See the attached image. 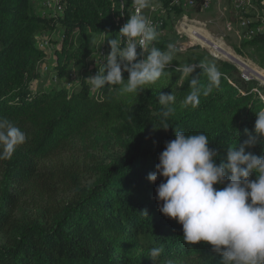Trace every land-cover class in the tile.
Masks as SVG:
<instances>
[{
    "label": "trees",
    "instance_id": "16d2710c",
    "mask_svg": "<svg viewBox=\"0 0 264 264\" xmlns=\"http://www.w3.org/2000/svg\"><path fill=\"white\" fill-rule=\"evenodd\" d=\"M160 1L168 12L182 14L173 0ZM59 3L62 14L48 18L38 14L34 0H0V116L27 137L11 159L0 160V264H220L211 245L184 242L182 225L159 211L156 187L163 178L153 183L147 177L156 170L165 141L175 138V128L206 134L219 162L224 146L247 139L245 128L255 135L256 112L264 110L260 94L243 78L235 79L227 64L220 69V87L201 95L195 109L182 105L190 78L179 86L175 69H166L138 94L105 86L96 96L84 82L72 92L32 90L47 57L36 46L40 33L62 29L67 56L56 68L63 77L71 66L83 68L90 55L86 37H75L77 32L114 36L119 30L110 0ZM173 21L167 18L165 25ZM167 43L164 37L158 47ZM249 44H264V32ZM200 82L206 86L207 76ZM160 92H173L174 112L168 130L153 131L152 124L161 121L150 118L144 101L159 102ZM116 130L127 136L124 152L106 162L96 163L73 147L87 133L107 137ZM247 151L264 153V142ZM153 247L163 248L157 262L148 255Z\"/></svg>",
    "mask_w": 264,
    "mask_h": 264
},
{
    "label": "clouds",
    "instance_id": "9594fccd",
    "mask_svg": "<svg viewBox=\"0 0 264 264\" xmlns=\"http://www.w3.org/2000/svg\"><path fill=\"white\" fill-rule=\"evenodd\" d=\"M132 4L136 13L119 30L124 42L108 40L111 51L103 69L86 79L93 91L119 86L121 94H138L165 75L180 51L173 43L166 49L156 46L159 33L141 14L150 0H132ZM197 68L202 73L194 74ZM176 71L180 81L190 78V91L182 105L193 109L199 106L201 95L208 96L213 88L220 87L223 75L215 63L204 62L185 63ZM202 74L207 76L206 86L200 82ZM158 99L161 124H152V129L168 130L166 120L174 112L176 97L173 92H160ZM256 114L255 135L245 128L247 139L234 147L224 146L226 156L219 162L220 153L210 147L206 134H185L175 128V138L165 141L156 170L147 177L153 183L163 178L156 187L159 211L182 225L184 242L211 245L212 253L221 257L220 264H264V153L247 151L264 142V110ZM26 140L19 127L0 116V160L11 159ZM162 252V247H153L148 255L157 262Z\"/></svg>",
    "mask_w": 264,
    "mask_h": 264
},
{
    "label": "rangeland",
    "instance_id": "374dc122",
    "mask_svg": "<svg viewBox=\"0 0 264 264\" xmlns=\"http://www.w3.org/2000/svg\"><path fill=\"white\" fill-rule=\"evenodd\" d=\"M34 1L37 5L38 14L48 18L54 17L55 9L53 4L58 2V0ZM47 1H51L52 4L46 5ZM158 5H160V3ZM249 8H251L250 13L243 14L234 10V5L231 0H212V5L208 10H191L188 12V19L190 20H188V23L191 26H194L192 28L193 30L190 28H183L181 26L180 28L179 23H181L180 21L182 20L180 18L173 21L172 25H170L168 28V34L165 36V38L168 37L169 43L175 44L180 51L174 57L171 65L167 69L176 70L179 65L185 63L199 64V62H204L215 63L220 70L223 66L222 64H227L231 66L229 71L232 73L235 79L243 78L246 85L251 88V92L260 94V98L264 97V80L259 76V74H257L261 71L264 73V44L250 45L249 41L252 40L257 34L251 36L250 38L248 36L246 27L241 26V23L244 21L246 22L247 20L249 22L251 21L249 28L257 27L264 29V0H251V5ZM196 22L198 24H196ZM193 31L199 33L196 34L197 36L202 33L206 34L208 32L211 37L213 36V38L217 41L220 40L235 57L239 58L246 64H251V67H256L257 69L244 76L242 73V69L245 67L244 65L232 58L215 57L209 47L195 41L192 38ZM83 35L86 37L84 48H87L90 51V54L97 53L100 44L103 42V39L100 37V35L98 36L91 32H77L75 37ZM63 38V31L61 28H57V30L51 33H40L36 37L37 48L44 51L47 54V57L39 68L40 76L31 84L32 90L51 92L65 89L69 92H72L77 91L82 87L83 83L81 81L80 84L79 82H76V85L73 87H68L66 74L74 72L76 74H80L81 77L83 74L82 71L89 66V62H85L83 68L71 66L68 68L65 76H58V78L55 79L59 73V69L56 68L57 62H60L61 58H65L67 56L66 52H63L62 50ZM76 44L77 42L74 44L75 47ZM46 65L50 67V70L47 73H44L42 69ZM197 70H199V68L196 69V72ZM225 75L229 78L228 74ZM230 80L236 85L233 79L230 78ZM182 82L183 81L179 82V86L182 84ZM97 91L98 90H90L93 95L98 96L96 94ZM144 104V107L147 113L150 115V118L152 120L158 119V121H161L162 108L160 107L158 100H152L149 97L145 99ZM170 116L166 120L167 123L170 119ZM126 139L127 136L119 130L111 131L107 137L101 136L99 133H87L83 135V137L73 147L79 149V151L84 155L89 153L88 157L93 156V160H95L96 163L106 162L113 156L123 154L124 142Z\"/></svg>",
    "mask_w": 264,
    "mask_h": 264
},
{
    "label": "built area",
    "instance_id": "2783aa9c",
    "mask_svg": "<svg viewBox=\"0 0 264 264\" xmlns=\"http://www.w3.org/2000/svg\"><path fill=\"white\" fill-rule=\"evenodd\" d=\"M110 1L112 2V6H113V21L118 26V29L120 30V28L130 18V15L136 13V8L133 6L132 0H110ZM231 1L234 5V10L236 12H240L243 14L250 13L251 8H249V6L251 5V0H231ZM159 3L160 5H158ZM51 4H52L51 1L46 2V5H51ZM173 4L182 8L183 10L182 14L176 15L172 11L168 12L166 7L160 0H150L149 6L141 10V14L147 17L151 21L152 25L156 28L157 32L159 33L158 42L156 43L157 47L160 44V42L164 39V37L168 34L167 31H168L169 26L165 25V21L167 20V18L171 19L172 21L173 20L175 21L180 18L182 20L180 21L181 23H179L180 24L179 27L181 26L183 28H189V26H186V24L190 25L188 23L190 21L188 19V12L191 10H194V11L208 10L212 5V0H202L200 4L198 0H173ZM197 6H199V9H197ZM53 7L55 9L54 16L62 14L63 5L59 3V0L58 2L53 4ZM250 25H251V21L249 22L247 20L246 22L244 21L243 23H241V26L246 27L248 36L250 38L251 36H254L258 33L264 32V29L262 28H257V27L249 28ZM119 30L117 31V34L114 36H110L107 33H103L100 35V37L103 39V42L100 44V47L98 48L97 53H91L89 57L87 58L86 62H89V66L86 67L82 71L83 72L82 76L80 77V74H76L74 72L66 74V79L68 80L67 81L68 87H73L74 85H76V82H79L80 84V81L82 83L83 82L86 83L89 86L86 79L90 76L96 75L99 72V68L103 69L104 63H106L105 61L106 56L111 51L108 40L112 38H116V39L121 40V43L124 42V38L119 33ZM220 43L222 44L221 41ZM139 50L140 49L138 48V51ZM212 53L215 57H217L214 53V50ZM244 66L245 67L242 69V73L244 76H246L247 74L251 73V69L247 68L246 65ZM248 67H251V66L248 65ZM49 70H50V67H48L47 65L43 67L42 69L44 73H47ZM126 74L127 72L123 73V75H126ZM58 76L59 75L57 74L55 79H57Z\"/></svg>",
    "mask_w": 264,
    "mask_h": 264
},
{
    "label": "bare ground",
    "instance_id": "6f19581e",
    "mask_svg": "<svg viewBox=\"0 0 264 264\" xmlns=\"http://www.w3.org/2000/svg\"><path fill=\"white\" fill-rule=\"evenodd\" d=\"M193 24V23H192ZM196 24H198L196 22ZM195 25V24H194ZM186 26H189L190 29H192L194 26H191V25H187ZM193 30V29H192ZM198 30V29H197ZM196 30V31H197ZM191 31V30H190ZM193 33V39L197 42H200L201 44L207 46L210 48L211 52H213L214 50V53L217 57L219 58H222V57H228V58H232L236 61H238L240 64L242 65H246L247 68H250L251 71H254L256 70L257 68L256 67H248L251 66V64H246L244 63L243 61H241L239 58L235 57L231 51H229L224 45L223 43L221 44L220 41H217L216 39L213 38V36L211 37V35L207 32L206 34H200V35H196V34H199L195 31L192 32ZM195 34V35H194ZM193 40V41H194ZM212 48V49H211ZM241 57V56H240ZM243 67V66H242ZM257 73V72H256ZM253 74V73H252ZM257 74H259L260 77H262V79L264 80V73L261 71V72H258ZM256 75V74H255Z\"/></svg>",
    "mask_w": 264,
    "mask_h": 264
}]
</instances>
